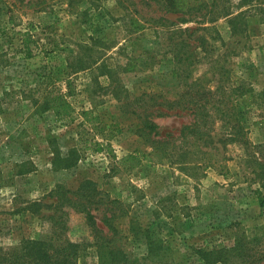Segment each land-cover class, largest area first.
<instances>
[{
    "label": "rangeland",
    "instance_id": "374dc122",
    "mask_svg": "<svg viewBox=\"0 0 264 264\" xmlns=\"http://www.w3.org/2000/svg\"><path fill=\"white\" fill-rule=\"evenodd\" d=\"M250 3L221 0L233 16L210 22L151 0H0V264L59 236L79 244L76 264H211L201 250L236 242L264 252V0ZM192 80L215 91L210 143L181 155L146 141L145 119L161 139L193 123ZM60 93L72 119L47 105ZM240 120L248 145L230 140Z\"/></svg>",
    "mask_w": 264,
    "mask_h": 264
},
{
    "label": "trees",
    "instance_id": "16d2710c",
    "mask_svg": "<svg viewBox=\"0 0 264 264\" xmlns=\"http://www.w3.org/2000/svg\"><path fill=\"white\" fill-rule=\"evenodd\" d=\"M157 10L164 11L171 14H189L195 10H199L202 15H207L206 19L208 21H215L220 15L231 16L233 13L230 10L229 6H218L219 1L215 0L212 3L207 1L194 0V2L188 3L187 0H151ZM245 3H250V0H244ZM205 10V12H204ZM233 16V15H232ZM236 17H232L231 20ZM143 19H145L143 21ZM136 18L134 19V25L136 30H142L147 27L148 20L146 18ZM152 21H155L153 18ZM158 21L162 24L164 19L158 18ZM154 25V22H153ZM156 26V25H155ZM89 61L80 59L78 65L75 69L87 68L91 65ZM76 65V64H75ZM191 89L186 93V95H191V99L188 101L187 107L191 108L194 113V121L191 125L186 126L184 130L180 133V136L176 139L174 138H156L158 132L156 131L157 125L148 119H145L144 126L149 128V132H145V128H142L141 134L146 138V141L152 144L163 145L167 148L172 149L176 153L177 149H180L181 155L188 154L190 151L188 145L196 147L199 141H203L204 144L210 143V138L208 132L211 128L210 120V110L209 104H211V98L214 96L215 91H212V88L199 87V82L192 80L190 82ZM221 85L216 89L220 91ZM157 93L152 94V105L156 103L154 96H157ZM47 105L52 108L56 115L62 119H72L75 108L66 98L65 94H52L47 96ZM166 103L170 106H179L182 105L183 101L182 96L167 99ZM186 103V102H185ZM231 136L230 140L248 145L250 143L249 139L246 136L244 128L242 127L241 120L231 125ZM154 131V132H153ZM180 140V142H178ZM192 141V142H191ZM99 149H101L102 142H97ZM264 164V162H263ZM70 159H67L65 166H71ZM264 172V169H263ZM260 184L257 187V195L259 204L264 211V180L260 177ZM83 211L87 215V219L92 228L96 227L95 214L92 212L91 208L83 203ZM109 228L112 231V235H115L118 230L117 228L108 221ZM96 229V228H95ZM59 243L54 244L51 240L40 239L35 240L30 243V246H26L28 255H26L25 262H18L17 255L14 257L13 264H76L77 256L79 253V244L71 241L70 239H65L63 236H59ZM114 240V237L111 238ZM55 246V248H53ZM155 249L150 246V251ZM204 258L209 261V263L214 264L218 261L223 262L224 264H231V261H235L232 264H259L264 261V252L252 253L250 246L246 245L244 242L241 244L236 242L231 247L223 248H214L212 250H201Z\"/></svg>",
    "mask_w": 264,
    "mask_h": 264
}]
</instances>
